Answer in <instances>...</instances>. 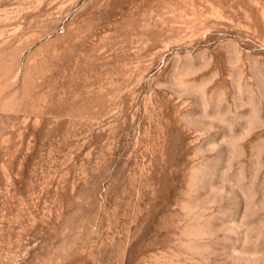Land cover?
I'll return each instance as SVG.
<instances>
[{"label":"rangeland","instance_id":"obj_1","mask_svg":"<svg viewBox=\"0 0 264 264\" xmlns=\"http://www.w3.org/2000/svg\"><path fill=\"white\" fill-rule=\"evenodd\" d=\"M0 264H264V0H0Z\"/></svg>","mask_w":264,"mask_h":264}]
</instances>
